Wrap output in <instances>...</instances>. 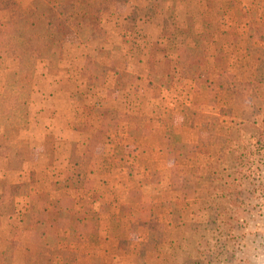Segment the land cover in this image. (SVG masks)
Returning a JSON list of instances; mask_svg holds the SVG:
<instances>
[{"label": "rangeland", "instance_id": "374dc122", "mask_svg": "<svg viewBox=\"0 0 264 264\" xmlns=\"http://www.w3.org/2000/svg\"><path fill=\"white\" fill-rule=\"evenodd\" d=\"M14 1L30 11L36 0ZM102 1L110 9L94 39L83 40L74 31L63 39L50 35L42 57L30 50L29 21H15L10 10H0V169L28 173L40 152L54 155L59 135L42 132L46 117L39 110L42 91H54L59 97L69 93L82 109L78 120L98 128L86 136V148L100 156L122 123L130 127L134 144L147 137L145 125L152 118L146 112L154 107V119L166 127L191 123L187 132L167 127L166 133L176 171L191 169L194 175L175 172L166 180L179 191L173 197L160 191L168 186L156 173L154 191L133 190L124 201L115 196L123 201L118 214L102 202L99 211L87 212L89 229L79 227L70 194L62 201L39 195L30 212L14 211L9 225L0 227V262L7 260L3 254L10 241L47 233L46 244L28 239L35 249L32 262L102 264L109 244L134 264H264V0ZM140 70L148 72L149 82ZM209 121L211 128L202 131ZM128 147L118 164L140 165L139 148ZM78 151L74 145L76 166ZM95 163L83 162L81 172L94 175L92 167H103ZM68 181L77 189L97 188L92 177ZM120 181L136 187L137 177L127 171ZM0 184L9 194L5 211L29 186L7 179ZM98 216L111 221L118 242L97 240Z\"/></svg>", "mask_w": 264, "mask_h": 264}, {"label": "crops", "instance_id": "0c3cea01", "mask_svg": "<svg viewBox=\"0 0 264 264\" xmlns=\"http://www.w3.org/2000/svg\"><path fill=\"white\" fill-rule=\"evenodd\" d=\"M139 6L142 7L141 4ZM130 12L131 11H128V13H126L123 17H120L119 22H125ZM126 47L128 50L129 47L127 45ZM80 48H82V45L76 46L77 50ZM146 74L147 75H145V71L143 72V70H140V76L145 77V79L147 78L146 81L149 82L148 72H146ZM46 92L42 91V97L44 100H42V104L39 107L40 113H44V116L46 117L45 123L41 130L42 132L52 131L56 132V134L58 133L59 136L54 145V155L50 157L48 153L44 151L40 152L37 159L34 160L35 162H31L29 165L28 173L24 171H7L5 173V171L0 169L1 182H6L7 179L9 184L29 185L27 187L28 189L23 191L20 197L16 198V200L13 199V202L11 203L12 210L9 209L8 211H5L7 210V207H5L4 203L8 204L10 202L9 194L6 190L7 187L0 184V227L9 225V215L14 211L18 212L20 210H26V212H30V204H34V199L42 194L46 195L49 200L50 196L51 198H56L61 201L62 199H65V197L67 198V195L70 194L71 211L72 213L77 214V216H80L81 221H78L80 223L79 227L83 226L87 229H89L92 225L90 219L91 213L87 214V212L89 213L91 211H99V206L102 202L109 203L111 212L118 214L121 206H123L122 202L124 201L123 196L125 194H128L133 190H136L135 192L141 194V192L143 193V190L145 189L148 191H154L156 187H158V185L155 183L154 177L156 173L161 174L162 183H165L168 186L167 188L163 186L160 187V191H166L167 193L170 192L173 197L177 195L176 193L179 194V191L174 188L172 183L170 181H166L172 177V175L175 177L176 173L178 172L176 171V165H173L174 161H176V158L173 157L172 159L171 155L168 153L169 150H167L168 146L172 147L173 143L170 139V136H168L166 132L168 128L174 130L178 128L181 131L185 130L187 132L190 130L191 123L185 122L183 125H176L174 128L167 126V128L165 123L154 119V114L151 113L155 109L154 107L150 113L146 112V114H150L149 116L152 118V122L145 125V127L149 130L148 133H150L147 137L140 138L139 143L137 141L138 144H134L135 139H133L134 137L130 136V127H128V125L124 127V124L122 123V125L117 126L119 130L114 132V134H109L111 137L109 140H112L114 137H116V139L115 141L110 142V145L108 144L109 148L100 156L96 154V152L87 151V137L91 136V134L97 131L98 128L95 127V125L86 127L84 123H81L78 120L79 114L82 111L81 107H78L75 101H73V99L70 97L69 93L59 97L57 92ZM175 113L178 114L179 111L175 110ZM142 115L144 114L142 113ZM35 123L36 122L32 123L31 126H34L33 124ZM212 125L213 123L209 121V123H206L205 126L200 127L202 131H205L206 128L210 129ZM123 127L124 131L121 132L120 129ZM74 145L77 146L79 150L78 152L80 154V163L78 166L73 164L71 159ZM128 146H130V148H139V161L136 158L135 160L140 162V165L137 164L126 167L124 165L118 164L119 160L121 161V159L124 157L121 156L122 152L130 150ZM85 161H87V163L94 161H96V163L102 162L103 167L100 165H98L99 169H96L97 165L95 168L92 167L94 175L89 171L81 172V164ZM106 161L112 164L109 166L105 165ZM190 170L187 171L188 173L186 174L178 173L181 176L184 175L186 177L192 178V175L194 174L191 173ZM127 171L129 173H133V176L137 177V181L135 182L136 187L126 186L124 181H120L123 178L124 173ZM32 175L33 178L31 180L30 176ZM70 176L76 178H79L80 176L86 178L92 177L93 179L97 180V188L91 185L89 189H84L83 187L77 189L70 184V181H68ZM101 179L103 181H101ZM57 182H60L61 187H54ZM98 194H101L105 197L100 198L98 197ZM118 195H121L123 198L121 203H119L120 197L117 199L115 198V196ZM91 196L98 197V199L94 200L91 198ZM116 200L118 202H116ZM129 202L130 200L128 203ZM141 204V202L138 203V210ZM118 205L120 207L119 209L116 207ZM191 205H193V202H191ZM68 206L69 205L67 204L65 208L67 209ZM98 218L99 226L101 228L100 239L98 240L106 243H112L113 241H115V243L118 242V240L111 235V221L104 218L101 219V216H98ZM31 224L34 225V223ZM34 236L38 243L43 240L45 241V244L50 238V235L47 233L42 237L36 234H34ZM34 236L33 234L26 235V237L22 238V240L24 239L22 243L10 241L8 246L9 249H6L3 254L4 259L7 260H2L0 264H40L39 262H32L35 249L31 245H27L31 244L28 239L32 240ZM140 240L143 241V239ZM113 246L114 245L109 247V244L104 245L102 251V264L108 262L109 260L110 262L108 264H134V262L131 263L130 261H126L127 258L131 257L129 254H124L123 256L120 252H118L115 246ZM134 257L135 256H133L132 259ZM28 258H31V260L28 261Z\"/></svg>", "mask_w": 264, "mask_h": 264}, {"label": "trees", "instance_id": "16d2710c", "mask_svg": "<svg viewBox=\"0 0 264 264\" xmlns=\"http://www.w3.org/2000/svg\"><path fill=\"white\" fill-rule=\"evenodd\" d=\"M2 9L10 10L15 21H29L33 41L30 50L37 57H42L50 35L63 39L74 31L83 40L94 39L102 16L110 7L102 0H36L33 9L28 11L14 0H0V10ZM28 50H25L27 56H32ZM20 53L15 56H21ZM92 262L96 264V261Z\"/></svg>", "mask_w": 264, "mask_h": 264}]
</instances>
